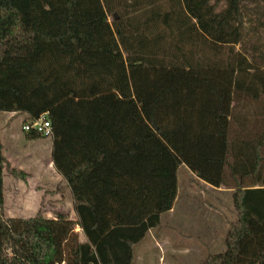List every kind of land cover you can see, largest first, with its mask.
I'll list each match as a JSON object with an SVG mask.
<instances>
[{"label":"trees","instance_id":"obj_1","mask_svg":"<svg viewBox=\"0 0 264 264\" xmlns=\"http://www.w3.org/2000/svg\"><path fill=\"white\" fill-rule=\"evenodd\" d=\"M245 3L264 15V0H0V113L20 95L10 70L38 79L27 61L43 54L120 67L128 84L53 93L32 115L51 123L77 221L4 216L0 134V264H132L173 206L181 164L228 188L236 214L224 249L198 264H264V52L244 31ZM244 102L263 105L251 117Z\"/></svg>","mask_w":264,"mask_h":264},{"label":"rangeland","instance_id":"obj_2","mask_svg":"<svg viewBox=\"0 0 264 264\" xmlns=\"http://www.w3.org/2000/svg\"><path fill=\"white\" fill-rule=\"evenodd\" d=\"M223 6L221 4L218 9ZM243 13L244 31L248 37L256 39V44L264 52V15L259 8L249 3L244 4ZM108 20H111L110 16ZM239 48L240 45H236V49ZM221 56L224 57V54ZM27 63L36 69L38 79L47 85V90L40 86L29 69L18 67L16 71L10 70V81L20 95L12 94L10 97L15 110L0 113L3 152L9 163L3 171V214L5 217H29L41 212L45 217L53 218L57 213H68L70 218L77 221L70 190L62 185L50 162L52 137L27 139L22 125L34 119L32 115L37 109L53 101V93H59V98L65 92L72 96L82 92L90 95L88 91L91 88H95L96 92L116 91L119 86L127 89L126 73L120 67L116 70L92 58H70L63 54H43ZM242 104L248 107L237 105V112L254 117L256 109L264 101L263 104L252 106L246 102ZM234 124L232 120V129H237ZM10 168L23 176L12 173ZM173 206L171 212L160 214V225L150 229V233L135 245L132 264H159L158 257L162 251L165 254L163 264H172L170 249L180 241L192 245L191 258L187 259L186 264H198L208 253L224 249L226 231L230 222L236 218L228 188L209 185L180 165L177 169V195ZM75 231L83 240L78 225ZM181 232L187 233L189 240H180L177 233ZM155 235L157 238L167 235L168 239L159 244V241H155ZM179 262L176 261V264Z\"/></svg>","mask_w":264,"mask_h":264},{"label":"crops","instance_id":"obj_3","mask_svg":"<svg viewBox=\"0 0 264 264\" xmlns=\"http://www.w3.org/2000/svg\"><path fill=\"white\" fill-rule=\"evenodd\" d=\"M2 140V139H1ZM52 145V143H51ZM51 149H52V146H51ZM50 162L52 164V151H51V157H50ZM181 166H184V168L186 169V171L188 173H190L191 175L195 176L188 168L186 165L184 164H181ZM55 173L57 174V177L59 180L62 181V185L64 184L65 186H67L66 182L62 179L61 175L55 170ZM197 178V177H196ZM199 179V178H198ZM201 180V179H200ZM204 182V181H203ZM208 184V183H207ZM210 185V184H209ZM68 187V186H67ZM175 201V200H174ZM174 208V206H172V208L167 211V212H171V210ZM72 219V218H71ZM152 229V228H151ZM150 231V229H149ZM147 232V233H150V232ZM179 234V238L180 240L181 239H185V240H189L188 238V235L187 233H177ZM158 236L155 235V241H159L158 243L161 244L162 241L168 239L167 235H162L160 238H157ZM159 239V240H158ZM156 244V243H155ZM164 249V248H163ZM159 250H162V248H160ZM191 250H192V245L190 243H187V242H183V241H180L177 243V246L174 247V248H171L170 249V254L169 256L171 257L172 259V264H176V261H180L179 263L180 264H186L187 263V259L191 258L190 255L192 254L191 253ZM162 253H164V251H162ZM160 254L159 257H158V263L159 264H163L164 263V256L165 254ZM191 253V254H190Z\"/></svg>","mask_w":264,"mask_h":264},{"label":"built area","instance_id":"obj_4","mask_svg":"<svg viewBox=\"0 0 264 264\" xmlns=\"http://www.w3.org/2000/svg\"><path fill=\"white\" fill-rule=\"evenodd\" d=\"M25 132H32L43 137H52L51 123L47 116L42 114L38 118L27 121L22 125ZM88 264H102L101 262H90Z\"/></svg>","mask_w":264,"mask_h":264}]
</instances>
